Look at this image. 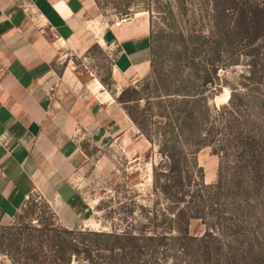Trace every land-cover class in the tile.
Wrapping results in <instances>:
<instances>
[{
	"label": "rangeland",
	"instance_id": "374dc122",
	"mask_svg": "<svg viewBox=\"0 0 264 264\" xmlns=\"http://www.w3.org/2000/svg\"><path fill=\"white\" fill-rule=\"evenodd\" d=\"M92 1L93 15L102 24L131 20L139 14L148 17L151 59L163 81H175L178 75L185 81L190 71L182 66L193 51L197 55L196 62L201 64L200 58L211 56L204 54L213 50L214 37L223 31L227 35L231 21L229 13L214 14L210 0ZM193 35L200 36L193 40L197 44L190 43L189 36ZM224 44L227 46L226 42ZM235 47L234 51L243 52L241 46ZM217 51L216 60L222 68L216 78L217 91L209 99L210 106L216 110L227 104L230 88L242 89L241 83L248 71L245 58L233 59L236 52L231 48L222 46ZM71 58L70 66L78 78L92 86V91L106 96L102 115L108 125L107 134L99 139L91 132L81 141L80 162L69 179L78 193L75 211L72 209L76 216L66 209L55 212L38 196L30 197L15 215L7 217L0 212V264H24L25 249L38 240L44 247L39 260L42 264H53L61 241H65L66 251L75 246L78 252H65L62 262L54 264H244L247 261L243 257L249 246L260 264H264V193L263 190L255 193L249 188V166L247 174L239 172L238 179H234V182L241 180L240 185H246V189H236L233 182L227 203L224 202L226 206H213L221 212L227 208V214H222L224 220H214L216 211L206 210L203 221H190L191 238L183 243L185 252L179 250L180 243L170 241L178 235L172 230L165 234L171 239L156 247L141 240L129 241L122 248L116 239L104 235L121 233L123 229L150 234L148 218L154 209L165 212V201L152 193V169L159 159L157 148L128 117V112L135 117L144 115L149 98L156 95L158 81L149 75L150 70L136 81L117 75L112 52L98 45L83 56ZM229 59H233L235 65L230 66ZM180 64L181 69L176 71ZM65 66V62L58 64L56 72L60 74ZM196 162L204 172L205 184H215L219 169L222 174L220 157L207 147L197 154ZM229 182L231 184L232 179ZM209 197H204L206 202L216 201V195ZM222 200L221 197L219 201ZM231 224L240 234L234 235L228 230ZM39 228L41 231L35 230ZM66 229L73 231L72 234L60 231ZM54 230L59 231L51 233L57 232ZM161 231L158 229L156 233ZM207 231L212 232L213 238L205 237L201 243L193 240L200 239ZM48 233L52 236H47Z\"/></svg>",
	"mask_w": 264,
	"mask_h": 264
},
{
	"label": "crops",
	"instance_id": "0c3cea01",
	"mask_svg": "<svg viewBox=\"0 0 264 264\" xmlns=\"http://www.w3.org/2000/svg\"><path fill=\"white\" fill-rule=\"evenodd\" d=\"M92 0H0V211L9 217L32 196L76 216L70 184L81 141L103 139L106 96L70 66L98 45L114 70L136 81L150 70V22L142 14L102 24ZM66 63L58 74L55 66ZM73 209V211H72ZM58 215V214H57Z\"/></svg>",
	"mask_w": 264,
	"mask_h": 264
},
{
	"label": "trees",
	"instance_id": "16d2710c",
	"mask_svg": "<svg viewBox=\"0 0 264 264\" xmlns=\"http://www.w3.org/2000/svg\"><path fill=\"white\" fill-rule=\"evenodd\" d=\"M210 2L214 14H230L227 35L223 31L214 37L213 50L204 54L211 56L200 58L201 64L196 62L197 55L193 51V55L183 66L177 65L176 71L181 66L190 71L185 81L181 79V75L175 81L161 80L153 60L150 59L149 75L158 81L156 95L149 98L141 117L128 112V117L140 133L157 148L159 159L152 169V193L161 196L166 208L164 213L154 209V213L148 218L150 234L128 229H123L121 233L104 234L116 239L122 248L129 241L137 243L141 240L148 241L155 247L162 246L171 239L165 235L166 232L172 230L178 235L170 241L180 243L179 250L185 252L183 243L191 238L190 221H203L207 216L206 210L216 211L214 220H224L222 214H227V208L221 212L213 209V206H226L230 194L228 191L234 179H238L239 172L247 174L248 166L251 174L249 188L255 193L262 190L264 193V0ZM199 38L200 36H189L190 43L197 44L193 40ZM237 45L241 46L243 52L234 51ZM222 46L236 52L233 59L244 57L248 71L243 77L242 89L230 88L227 104L217 111L210 106L209 99L219 86L216 78L222 66L216 56L218 48ZM233 59L228 60L230 66L235 65ZM247 111L249 112L246 114ZM207 147L213 155L220 157L222 163V174L219 169L218 180L213 185L205 184L204 172L196 162L197 154ZM230 155L232 159H229ZM229 179H232L231 184ZM240 183L241 180H237L234 186L244 191L246 185L244 187ZM211 195L217 196L216 201L206 202L204 197L210 199ZM221 197L223 200L219 201ZM158 229L162 230L161 233H156ZM35 230L41 231L40 228ZM228 230L234 235L240 234L234 224ZM54 231L57 232L51 233H58L59 230ZM60 231L68 235L73 232L67 229ZM51 233L47 236H52ZM205 237L213 238L212 232L207 231L200 239L193 240L201 243ZM29 239L33 241V237ZM64 242L61 241V246L55 251L59 255L53 256V264L62 262L65 252H78L74 250L75 246L66 251ZM43 248L39 240L34 241L24 251V264H42L39 260ZM250 248L249 246L243 257L248 262L244 264H260V259L254 256ZM219 249V245H216V250Z\"/></svg>",
	"mask_w": 264,
	"mask_h": 264
},
{
	"label": "built area",
	"instance_id": "2783aa9c",
	"mask_svg": "<svg viewBox=\"0 0 264 264\" xmlns=\"http://www.w3.org/2000/svg\"><path fill=\"white\" fill-rule=\"evenodd\" d=\"M123 21H125V20H123V19L117 20L114 22V25L119 26Z\"/></svg>",
	"mask_w": 264,
	"mask_h": 264
}]
</instances>
